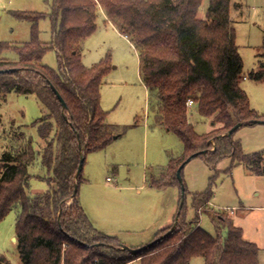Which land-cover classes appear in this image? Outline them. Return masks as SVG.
<instances>
[{
    "label": "trees",
    "instance_id": "16d2710c",
    "mask_svg": "<svg viewBox=\"0 0 264 264\" xmlns=\"http://www.w3.org/2000/svg\"><path fill=\"white\" fill-rule=\"evenodd\" d=\"M203 1L54 0L55 20L60 21L52 45L40 40L36 23L31 40L16 48L18 59L3 58L1 52L9 46L0 42V94H35L48 109L35 121L39 148L28 136L27 142L0 156V222L20 209L16 244L21 264H190L197 256L204 257L205 264H260L258 244L246 239L229 215L214 211L218 226L228 227L225 239L200 225L201 213L211 210L212 186L193 195L196 214L187 217V188L183 191L178 178L181 164L202 150L208 151L199 155L213 168L231 157L233 165L244 163L264 174V151L246 152L235 137L242 126L264 120V114L252 107L242 86L246 74L231 18L232 0H209L201 17ZM100 9L140 50L142 79L158 102L156 121L184 144L181 155L147 176L152 188H180L176 227L170 231L173 223L160 230L153 240L170 233L139 253L121 248L118 236L94 226L80 199L83 170L76 175L82 155L85 165L89 152L105 149L124 132L108 122L109 111L102 107L101 87L113 68L112 54L92 66L83 61L82 47L97 29ZM25 16L37 21L43 15ZM49 48L57 51L59 70L43 62ZM260 56L259 68L248 77L264 81V46ZM190 99L202 116L213 120L211 131H197L190 120ZM240 122L243 125L227 135ZM39 157L49 171L48 188L33 192L32 167ZM8 263L2 256L0 264Z\"/></svg>",
    "mask_w": 264,
    "mask_h": 264
},
{
    "label": "rangeland",
    "instance_id": "374dc122",
    "mask_svg": "<svg viewBox=\"0 0 264 264\" xmlns=\"http://www.w3.org/2000/svg\"><path fill=\"white\" fill-rule=\"evenodd\" d=\"M54 3V0H0V42L9 46L2 50L3 58H19L16 48L31 40L35 23L40 40L52 45L55 27L60 21V17L55 20ZM208 5L209 0H204L201 17L206 15ZM38 13L43 16L37 21L25 16ZM107 18L106 12L100 9L97 29L82 47L83 61L92 66L108 52L112 54L113 68L101 87L102 107L109 111L108 122L119 125L120 132H124L105 149L87 154L80 199L96 228L107 233L118 231L126 245L138 247L132 244H147L153 240L159 218L168 217L172 207L174 213L178 211L180 188L172 186L157 191L150 187L147 176L181 155L184 144L176 133L156 121L158 102L142 79L140 50ZM231 18L244 61L246 78L242 86L252 107L264 114V81L248 77L249 72L260 66L264 46V0H232ZM43 62L59 70L55 48L47 50ZM189 109L190 120L198 132L215 127L213 120L202 116L195 105H190ZM47 113L48 109L35 94H0V156L27 142L28 136L39 148L35 121ZM235 137L241 140L246 152L264 151V123L244 125ZM32 173V190H46L49 171L42 157L32 167ZM183 176L187 188V217L192 219L196 214L193 195L212 186L211 210L201 213L200 225L225 239L228 227L218 226L214 211L229 215L234 224L243 229L245 237L255 239L260 248L259 263L264 264V174L254 173L244 163L233 165L231 157L220 160L213 168L205 156L198 155L185 165ZM19 210L13 209L0 222V259L5 256L8 264H20L17 240L14 241ZM137 262L139 264V260L129 264ZM190 264H205L204 257H194Z\"/></svg>",
    "mask_w": 264,
    "mask_h": 264
},
{
    "label": "water",
    "instance_id": "95a60500",
    "mask_svg": "<svg viewBox=\"0 0 264 264\" xmlns=\"http://www.w3.org/2000/svg\"><path fill=\"white\" fill-rule=\"evenodd\" d=\"M12 70H16V69L14 68V69H12ZM0 71H1V70H0ZM53 88H54L55 92L57 93V95H58L60 101L62 102L64 108H67V103H66L65 99L63 98V96L59 93V91H58L54 86H53ZM251 123H256V124H257V123H264V120H253ZM242 125H243L242 122L237 123L235 126H233V127L227 132V135H230V136H231V135H232L237 129H239ZM207 151H208V150H202V151H199V152L193 153V154H192L190 157H188L187 160H185V161L181 164V166L179 167V169H178V178H179V180H180L181 183H182L183 191H185V188H186V187H185V184H184L183 176H182V170H183V168L185 167V165H186L189 161L192 160V158L198 156V155L201 154V153H206ZM84 162H85V157H84V155H82V156H81V160H80V164H79V168H78V171H77V174H76L77 177H79V175L81 174L82 170L84 169ZM76 190H78V185H76ZM183 204H184V200L181 201V206H182ZM176 224H177V221H175L174 226L171 228L170 231H173V230L175 229ZM170 231L167 232L166 234H163V235L159 236L158 238L152 240L151 242L142 245V246H139V247H130V246L126 245V244H122L121 248H123V249H128L131 253H139V252H141L142 250L148 248V247H149L150 245H152L153 243H155V242L161 240L164 236L168 235V234L170 233ZM16 240H17V238L14 237V241H16Z\"/></svg>",
    "mask_w": 264,
    "mask_h": 264
},
{
    "label": "crops",
    "instance_id": "0c3cea01",
    "mask_svg": "<svg viewBox=\"0 0 264 264\" xmlns=\"http://www.w3.org/2000/svg\"><path fill=\"white\" fill-rule=\"evenodd\" d=\"M212 127V126H211ZM212 129V128H211ZM210 129V130H211ZM209 130V131H210ZM209 131H206V132H209ZM203 133H205V132H203ZM152 189H155V188H152ZM32 191H34V192H40V191H43V188H41V190H32ZM157 191H162V190H158L157 189ZM139 192L141 193L142 192V190H139ZM149 206V205H148ZM246 211H248V210H246ZM245 211V212H246ZM169 215H167L168 217H165L164 215H163V217H165V219H161V218H159L157 221H156V224H155V226H154V228L156 229V233H155V236H156V234L160 231V230H162V229H164V228H166V227H168V226H170V225H172L173 223H174V220H175V216H176V213H174V208L172 207V209H171V211H170V213H168ZM170 223V224H169ZM107 233V232H106ZM108 234H111V235H116V236H118L119 238H120V240L124 243V244H128L126 241H124V239H122L118 234V231L117 232H115V233H111L110 231L108 232ZM154 236V237H155ZM245 236V235H244ZM246 239H248L247 237H245ZM249 240V239H248ZM255 241V239H252V241ZM16 243V242H15ZM142 244H144L143 242L142 243H139L138 242V245L137 244H132L133 246H140V245H142ZM191 263V262H190ZM21 264V263H20ZM137 264H138V262H137Z\"/></svg>",
    "mask_w": 264,
    "mask_h": 264
},
{
    "label": "built area",
    "instance_id": "2783aa9c",
    "mask_svg": "<svg viewBox=\"0 0 264 264\" xmlns=\"http://www.w3.org/2000/svg\"><path fill=\"white\" fill-rule=\"evenodd\" d=\"M188 104L189 105H193L194 104V101L192 100V99H190L189 101H188ZM110 179V178H109Z\"/></svg>",
    "mask_w": 264,
    "mask_h": 264
}]
</instances>
